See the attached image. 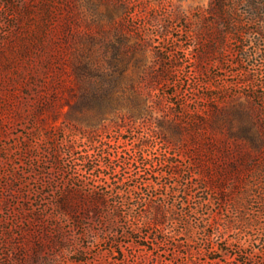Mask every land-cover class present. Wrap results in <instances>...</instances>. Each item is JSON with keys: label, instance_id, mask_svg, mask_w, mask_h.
I'll return each mask as SVG.
<instances>
[{"label": "rangeland", "instance_id": "374dc122", "mask_svg": "<svg viewBox=\"0 0 264 264\" xmlns=\"http://www.w3.org/2000/svg\"><path fill=\"white\" fill-rule=\"evenodd\" d=\"M211 2L0 0V264H264V104L244 82H264L253 31L264 22L238 0L249 56L228 37L200 60L201 27L223 28L206 23ZM84 64L97 69L78 73ZM106 73L114 98L77 106L81 84ZM146 136L172 143L140 169L132 151ZM206 170L232 195H257L223 200ZM110 187L120 193L100 206L92 194ZM69 190L82 202L64 213ZM119 201L149 216L166 201L175 223L134 234Z\"/></svg>", "mask_w": 264, "mask_h": 264}, {"label": "trees", "instance_id": "16d2710c", "mask_svg": "<svg viewBox=\"0 0 264 264\" xmlns=\"http://www.w3.org/2000/svg\"><path fill=\"white\" fill-rule=\"evenodd\" d=\"M246 1L249 4L250 12L253 14V19L260 18L264 22V0H243ZM238 2V0H212L211 7H210V15L212 19H206V23L208 25L219 23L222 24L223 28L221 30H218L219 32H216L209 27H201L202 33L207 35L209 37L208 43L206 45L203 44L204 51L200 52V60L203 57H210L209 61L212 60V58L217 59V53H223L225 50H227V42H229L227 39L228 37L232 38L234 42L239 43L238 47H234L230 49V52H237L238 54H247L248 53V47L244 43L243 37L246 34V28H244V25L246 23V20L241 18V14L238 13L237 10L234 9L235 4ZM186 30L189 31V28L186 26ZM253 31L257 34H259V38L257 41L261 39V37L264 34L263 27H258L253 29ZM173 67V66H171ZM169 68V67H168ZM97 68L89 67L87 64H84V66H78L76 68V71L78 73L82 72L83 70H91L94 71ZM164 69H167V67H164ZM166 73V72H165ZM165 76H167L165 74ZM257 80L254 76L249 74L247 78L244 79V82L250 83L254 90L250 94L255 97L256 100L259 102H262L264 104V82L260 85H255V82ZM101 83V85H100ZM81 85H83L81 94L82 97L80 98V102L77 106L82 105H88L90 107L98 108L100 111V103L103 105L105 104L103 102V99L109 100L114 95V91L117 86H115L114 78L111 74L106 73L104 76L100 78V75L97 77H91L89 83L83 82ZM100 86L102 90H100ZM115 86V87H114ZM262 87V90H258ZM100 92H103L104 94H100ZM113 93V94H111ZM102 98H101V97ZM118 97H116L117 99ZM115 101V100H114ZM113 103V101H112ZM262 104V105H263ZM172 143V140H169L167 136H151V137H144L142 139V142H139V144H136L133 147V155L135 156L133 160H131V164L138 167L147 169L148 167H151L154 163V155L155 147L158 143L168 144ZM223 147H226V141L220 142ZM72 147V146H71ZM73 149V148H72ZM131 152V150H129ZM128 151V153H129ZM215 155L214 153H212ZM166 155V154H165ZM122 157V155H121ZM112 162V161H111ZM130 163V162H129ZM254 165H257L256 162H254ZM112 167V166H111ZM137 168V167H136ZM147 171V170H146ZM175 172H179L177 169ZM204 175L206 177L205 182L208 183L207 186L210 188H217L221 189V192L223 194V200L234 199L235 204L238 205V207H241L247 203V198L249 195L251 198L257 195L255 192H251V189L247 188L244 192H241L239 194L232 195L233 189L229 187L225 182H222L220 180H217L213 177V175L209 171H205ZM109 187V186H108ZM67 191V190H66ZM187 188L184 189L182 193L188 194ZM76 192L82 193L81 190H77ZM118 194L120 193V190H115V188L110 187L103 191H97L94 192V200L102 205H107L106 198L109 196V194ZM247 194V195H246ZM60 198V207L62 212L64 213H70L71 210H76V206L74 203L77 202V200L81 203L80 197L78 194L73 193L71 190H69L67 193L62 194ZM153 197V196H152ZM145 200L146 198L140 197L138 205H141L142 207L145 206ZM233 201V200H232ZM127 202H116L115 206V213L120 216L121 219H124V225L129 230L132 231V233L139 232L143 229L144 226H150L152 225L154 229L158 231H165L166 227L171 228L169 226V223H175L174 219L176 218L173 216L172 210L170 209L171 206L168 204V202L164 201L161 203L153 202L150 205V212L151 215L149 216L148 213L142 212L136 214L134 211H131L133 209L132 202H129L128 209L122 208L125 206ZM201 203V202H200ZM246 218H240L239 221L246 222ZM169 222V223H168ZM188 223V222H187ZM186 223V224H187ZM129 233H131L129 231ZM170 233V232H168Z\"/></svg>", "mask_w": 264, "mask_h": 264}]
</instances>
